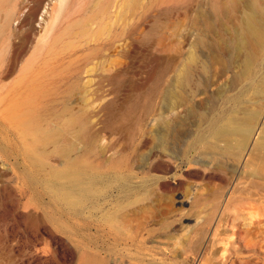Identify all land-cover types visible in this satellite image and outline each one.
Wrapping results in <instances>:
<instances>
[{"label":"rangeland","instance_id":"1","mask_svg":"<svg viewBox=\"0 0 264 264\" xmlns=\"http://www.w3.org/2000/svg\"><path fill=\"white\" fill-rule=\"evenodd\" d=\"M226 1L0 0V264H264V0Z\"/></svg>","mask_w":264,"mask_h":264},{"label":"bare ground","instance_id":"2","mask_svg":"<svg viewBox=\"0 0 264 264\" xmlns=\"http://www.w3.org/2000/svg\"><path fill=\"white\" fill-rule=\"evenodd\" d=\"M56 1V3H59V4H63L66 0H55ZM43 2V1H42ZM225 2H227L226 0H225ZM225 5V4H224ZM235 6V5H234ZM225 7H226V5H225ZM229 9V8H228ZM222 10H223V8H222ZM225 10V9H224ZM226 11V10H225ZM31 16V14H29V15H26L25 17H23V19L20 21V24H23L26 20H28L29 19V17ZM253 19H254V17H253ZM252 20V19H251ZM26 22H29V20L28 21H26ZM250 26H252V25H250ZM247 28V27H246ZM252 28V27H251ZM248 29V28H247ZM262 34V30L261 29H259V28H253V30H252V35L254 36V37H258V36H260ZM28 120V119H27ZM64 131V129H62V130H60V131H57L58 133L59 132H63ZM37 133H39V132H34V134H33V136H32V138L33 139H36L37 138V136L39 135V134H37ZM47 135H48V133H47ZM45 137V136H44ZM57 137H58V135H51V137H48V138H50V139H54V140H56L57 139ZM69 142H70V140H69ZM61 149V148H60ZM59 149V150H60ZM84 263H86V260L84 261ZM83 263V264H84Z\"/></svg>","mask_w":264,"mask_h":264}]
</instances>
